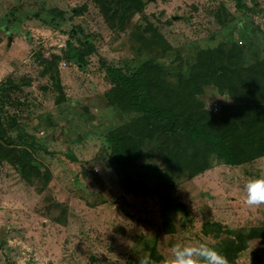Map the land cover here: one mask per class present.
Listing matches in <instances>:
<instances>
[{
  "label": "rangeland",
  "instance_id": "1",
  "mask_svg": "<svg viewBox=\"0 0 264 264\" xmlns=\"http://www.w3.org/2000/svg\"><path fill=\"white\" fill-rule=\"evenodd\" d=\"M145 1L121 22V11L106 16L98 0H0V105L14 119L13 143L41 170L29 166L25 178L0 160V264H159L177 244L220 250L231 235L204 234L206 221L235 229L234 237L247 233L237 264H264V206L244 204L245 182L264 172V160L231 167L214 159L209 168L194 158L181 164L185 172H170L166 140L112 92L104 66L152 61L186 91L193 67H219L220 45H236L248 61L264 57V0ZM44 58L56 63L62 89ZM200 98L218 117L229 103L212 85ZM125 124L144 137L138 163L151 161L170 189L153 170L127 180L116 166L106 135Z\"/></svg>",
  "mask_w": 264,
  "mask_h": 264
},
{
  "label": "trees",
  "instance_id": "2",
  "mask_svg": "<svg viewBox=\"0 0 264 264\" xmlns=\"http://www.w3.org/2000/svg\"><path fill=\"white\" fill-rule=\"evenodd\" d=\"M98 1L106 16L116 17L121 11L118 20L119 17L122 20L130 18L146 5L145 0ZM112 21L117 22V19ZM213 55L219 67L208 72L193 67L188 72L186 91L178 87L179 82L172 84L163 80L162 67L152 61L127 70L104 64L106 75L113 83L112 92L122 94L130 108L147 121L149 130L166 140V163L170 172H185L181 164L194 158L206 161L210 168L214 159L234 167L264 156V57L245 60L243 50L236 45H220L213 50ZM73 56L80 58L77 52ZM41 64L57 88L62 89L56 63L44 58ZM205 85L214 86L228 97L229 103L223 105L219 117L212 113L214 103L210 110L201 103L200 94ZM3 91H8L7 85ZM6 119L0 105V160L11 162L25 178L29 166L41 174L30 151L13 143L8 132L14 119ZM105 142L116 166L127 174V180H131V174L148 168L165 182V190L172 187L171 181L151 161L149 165L138 163L140 158L146 157L142 147L145 140L144 137L138 140L126 124L110 130ZM202 231L206 235L230 233L226 244L219 247L230 264H237L235 258L247 245V233L241 232L234 237L235 229L211 221L203 223ZM259 235L264 242V227L259 229Z\"/></svg>",
  "mask_w": 264,
  "mask_h": 264
},
{
  "label": "clouds",
  "instance_id": "3",
  "mask_svg": "<svg viewBox=\"0 0 264 264\" xmlns=\"http://www.w3.org/2000/svg\"><path fill=\"white\" fill-rule=\"evenodd\" d=\"M244 204L249 208L264 206V172L249 178L244 185ZM139 264H151L145 257ZM159 264H230L226 255L207 242L177 244Z\"/></svg>",
  "mask_w": 264,
  "mask_h": 264
},
{
  "label": "crops",
  "instance_id": "4",
  "mask_svg": "<svg viewBox=\"0 0 264 264\" xmlns=\"http://www.w3.org/2000/svg\"><path fill=\"white\" fill-rule=\"evenodd\" d=\"M262 160H264V156H262V157L256 159L255 161H262ZM241 166H243V165H241ZM239 167H240V166H239Z\"/></svg>",
  "mask_w": 264,
  "mask_h": 264
},
{
  "label": "water",
  "instance_id": "5",
  "mask_svg": "<svg viewBox=\"0 0 264 264\" xmlns=\"http://www.w3.org/2000/svg\"><path fill=\"white\" fill-rule=\"evenodd\" d=\"M176 18H178V17H176V16H173V19H176Z\"/></svg>",
  "mask_w": 264,
  "mask_h": 264
},
{
  "label": "built area",
  "instance_id": "6",
  "mask_svg": "<svg viewBox=\"0 0 264 264\" xmlns=\"http://www.w3.org/2000/svg\"><path fill=\"white\" fill-rule=\"evenodd\" d=\"M216 104V103H215Z\"/></svg>",
  "mask_w": 264,
  "mask_h": 264
}]
</instances>
